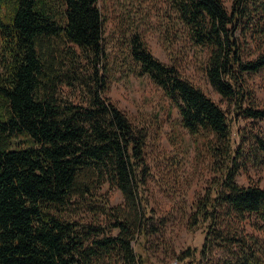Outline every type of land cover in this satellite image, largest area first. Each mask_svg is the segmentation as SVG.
<instances>
[{"label": "trees", "instance_id": "1", "mask_svg": "<svg viewBox=\"0 0 264 264\" xmlns=\"http://www.w3.org/2000/svg\"><path fill=\"white\" fill-rule=\"evenodd\" d=\"M166 1L189 40L206 51L207 81L233 104V115L264 120L244 78L264 69V50L246 59L237 35L249 34L255 17L264 22V0H233L230 10L222 0ZM97 3L0 0V264H145L132 241L159 231L143 199L147 129L105 97L111 63ZM125 58L130 72L163 91L190 134L212 135L220 160L222 176L186 214L188 230L202 229V246L183 249L176 263L207 264L220 249L232 257L228 264H264L241 231L249 215L264 222V188L236 182L241 149L232 147L226 112L156 58L137 32L128 36ZM253 140L264 153V139ZM104 183L120 190L130 214L95 196ZM84 208L114 221L86 223L77 218ZM113 228L117 235L103 234Z\"/></svg>", "mask_w": 264, "mask_h": 264}, {"label": "rangeland", "instance_id": "2", "mask_svg": "<svg viewBox=\"0 0 264 264\" xmlns=\"http://www.w3.org/2000/svg\"><path fill=\"white\" fill-rule=\"evenodd\" d=\"M222 1L230 10L233 0ZM97 5L105 21L104 37L111 63L105 97L130 120L145 126L148 134L144 151L149 174L143 199L159 231L147 238L136 235L132 246L137 253L147 256L145 264H172L183 249L190 247L198 251L202 246V229L188 230L186 214L213 179L222 176L221 165L214 155L212 135L190 134L181 125L177 108L163 91L146 75L130 72L132 62L125 58L128 36L137 32L156 58L174 66L183 78L201 88L226 112L232 127V147L241 149L236 182L244 187L264 188V153L257 150L253 140L254 136L264 139V120L233 115V104L222 98L207 81L206 51L189 40L166 0H98ZM262 26L264 22L255 17L249 23V34L244 35L241 29L237 31L246 59L255 58L264 50V35H258ZM244 78L252 103L263 107L264 69L244 73ZM95 196L116 208L118 213H131L124 205L120 190L109 183L102 184ZM77 218L96 225L114 221L111 214L92 208H84ZM241 228L250 249L264 262V222L252 214ZM118 232L113 228L103 234L114 236ZM230 258L223 250L216 249L205 263L228 264ZM99 264L117 263L106 258Z\"/></svg>", "mask_w": 264, "mask_h": 264}, {"label": "built area", "instance_id": "3", "mask_svg": "<svg viewBox=\"0 0 264 264\" xmlns=\"http://www.w3.org/2000/svg\"><path fill=\"white\" fill-rule=\"evenodd\" d=\"M176 263V260H174L173 262H172V264H175Z\"/></svg>", "mask_w": 264, "mask_h": 264}]
</instances>
